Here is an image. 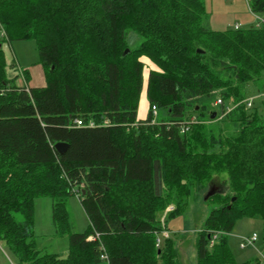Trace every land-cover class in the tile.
Masks as SVG:
<instances>
[{
    "label": "trees",
    "instance_id": "obj_1",
    "mask_svg": "<svg viewBox=\"0 0 264 264\" xmlns=\"http://www.w3.org/2000/svg\"><path fill=\"white\" fill-rule=\"evenodd\" d=\"M250 10L264 16V0H250ZM206 18L204 0H0V240L18 264H146L135 250L158 240L169 191L206 184L222 203L198 237L197 264H239L228 245L235 222H264V120L252 110L264 86L248 95L264 75V24L216 32ZM24 40L37 44L44 87L5 80L4 46ZM145 58L156 69L138 120ZM215 100L224 112L232 106L220 129ZM227 190L237 196H221ZM73 195L88 229L70 235L65 259L42 254L35 200L52 199L62 234Z\"/></svg>",
    "mask_w": 264,
    "mask_h": 264
},
{
    "label": "rangeland",
    "instance_id": "obj_2",
    "mask_svg": "<svg viewBox=\"0 0 264 264\" xmlns=\"http://www.w3.org/2000/svg\"><path fill=\"white\" fill-rule=\"evenodd\" d=\"M207 14V24L209 28L216 32H225L229 29L248 28L250 26H258L259 19L264 18L263 15L256 16L250 10V0H204ZM0 28V32H1ZM2 33V32H1ZM2 38V35H0ZM130 44L135 46L140 39L135 34L129 36ZM5 56L7 60V69L5 80L17 83L18 85L28 84L31 88H41L46 86V76L43 67L39 62V53L37 44L34 40L14 41L4 46ZM145 61L144 71V87L139 99L137 111L138 120H145L149 112V103L147 100L146 89L148 86V75L150 68L156 69L155 65L148 59ZM16 61L18 69H14ZM27 73V74H25ZM29 79H28V77ZM29 80V83H28ZM15 83V84H16ZM256 85H251L248 91L249 96L258 94V89L264 86V75L261 76ZM217 100L212 104L213 110H218L216 122L213 124L216 129L226 126V115L232 110L229 104L225 108L227 111L217 109ZM252 110L256 111L258 116L264 120V99L255 97L252 101ZM230 110V111H229ZM160 117H165V112H159ZM225 121L222 123L221 121ZM223 121V122H224ZM204 123V122H203ZM209 124V123H204ZM228 124V123H226ZM217 176V175H216ZM219 177V176H218ZM228 175L219 177L220 180L227 179ZM218 178L213 181L214 184L221 187ZM230 181H228L229 186ZM202 190H190L188 194L184 193H168L170 197L169 203L161 212L156 213L157 219L162 225L161 233L158 240L153 239V243H143L139 247L146 246L145 249L138 251V258L146 264H155L161 262L163 264H173L170 258H175L177 264H197V241L200 233L204 229V224L210 212L222 203V198L206 199L209 192V184L204 185ZM223 191V189L221 190ZM217 192V190H216ZM223 193V192H222ZM184 195V196H181ZM237 196L236 193L227 192L221 196L225 197ZM179 202V206H178ZM154 204V208L161 210V205ZM179 208V209H178ZM52 199L49 197H40L35 200L33 214V242L36 249L42 254L57 256L65 259L69 252V239L71 234H80L88 229V219L85 215L80 201L76 195L67 200V211L69 215L68 229L62 234L56 232L52 222ZM257 237L255 245L240 248L244 239ZM172 240L173 243L164 246L165 239ZM228 245L237 263L241 264L255 258L261 260L260 264H264V222L260 218L247 219L241 218L235 222L232 232L228 236ZM143 242H145L143 240ZM161 246H160V245ZM163 249V255H156V250ZM0 264H18L13 252L7 245L0 240Z\"/></svg>",
    "mask_w": 264,
    "mask_h": 264
},
{
    "label": "built area",
    "instance_id": "obj_3",
    "mask_svg": "<svg viewBox=\"0 0 264 264\" xmlns=\"http://www.w3.org/2000/svg\"><path fill=\"white\" fill-rule=\"evenodd\" d=\"M259 24H264V18H260L259 19ZM238 29H239L238 27L235 28V30H238ZM220 104H221V100H218L216 102V106H218ZM250 106H251V103L249 101L248 107H250ZM152 111H153L154 115L157 114V110L155 108H153ZM79 124H81V123L79 122ZM243 241H244V243H241L240 248H245L246 246L252 247L253 245H255V242L257 241V237H253V238H249V239H244ZM103 259L106 260V257H103Z\"/></svg>",
    "mask_w": 264,
    "mask_h": 264
},
{
    "label": "water",
    "instance_id": "obj_4",
    "mask_svg": "<svg viewBox=\"0 0 264 264\" xmlns=\"http://www.w3.org/2000/svg\"><path fill=\"white\" fill-rule=\"evenodd\" d=\"M127 53H128V51L125 52V55H127ZM215 117H216V113L213 114L212 119H214ZM55 148L60 154H62L66 151L67 146L65 144L60 143V144H57L55 146ZM215 193H216V191L209 189L208 196H206V199L212 197L213 195H215ZM233 201H235V200H233Z\"/></svg>",
    "mask_w": 264,
    "mask_h": 264
}]
</instances>
